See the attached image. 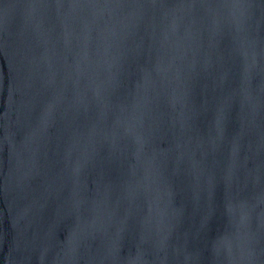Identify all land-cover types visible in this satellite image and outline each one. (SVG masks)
<instances>
[{"label": "water", "instance_id": "water-1", "mask_svg": "<svg viewBox=\"0 0 264 264\" xmlns=\"http://www.w3.org/2000/svg\"><path fill=\"white\" fill-rule=\"evenodd\" d=\"M0 264H264V0H0Z\"/></svg>", "mask_w": 264, "mask_h": 264}]
</instances>
